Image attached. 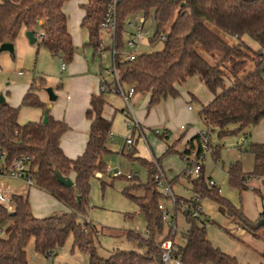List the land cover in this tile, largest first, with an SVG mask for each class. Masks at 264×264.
<instances>
[{
  "label": "trees",
  "instance_id": "16d2710c",
  "mask_svg": "<svg viewBox=\"0 0 264 264\" xmlns=\"http://www.w3.org/2000/svg\"><path fill=\"white\" fill-rule=\"evenodd\" d=\"M70 1L0 0V45L13 44L22 30L32 31L38 45L52 58L59 59L63 65L71 64L76 48L65 13V6ZM113 1L116 26L111 53L115 51L112 62L118 82L122 87L133 88L134 94L147 96V110L167 99L178 98L183 84L198 76L213 95L211 101L201 105L197 118L207 129V152L215 159L220 146L211 144L212 133L222 138L253 128L264 119V0H84L79 6L83 12L80 28L87 33L84 47L94 52H101V24ZM130 15L152 20L154 33L148 41L152 44L162 41L161 50L135 56L132 61L122 60L125 48L123 35ZM38 34L43 36L42 39H38ZM161 37L164 40H160ZM244 37L257 49L244 42ZM227 38L235 42L230 43ZM200 50L218 55L219 59L213 55L215 63L211 64L202 57ZM249 64L253 68L247 71ZM226 79L231 83L228 86ZM46 87L43 77H34L19 106L13 107L7 102L0 104V152H5L8 167L13 160L23 158L33 187L54 198L67 211L36 218L27 197L11 195V211L0 205V264H29L25 249L31 240L36 253L44 258L56 256L69 236L72 237V247L86 255L88 264H162L160 244L175 239L172 227L178 214L186 225V230L180 232L181 242H175V256L182 264H238L234 257L222 253L208 241L204 225L210 220L201 211L203 200L217 204L219 211L231 223L253 239L264 241L261 233L264 228L255 229L240 209L221 197L218 186H208L209 178L204 177L202 164L205 153L196 134L185 144L189 149L181 153L176 150L178 142L184 138L180 136L166 146L155 163L136 156L133 146L128 150L125 157L145 167L147 179L141 184L137 176L130 179L119 177L130 183L122 193L139 208L148 237L126 232V238L139 243L143 251H115L108 258H101L95 246L97 231L84 219L90 181L97 174H106L103 157L110 153L107 144L112 120L103 116L105 94L110 92L100 89L111 90L115 88V82H101L97 94L90 96L85 112L90 123L87 141L83 153L74 159L68 158L60 147V139L68 131V126L64 121L51 117L39 96ZM20 108L37 109L43 115L46 113L47 122L19 124ZM135 143L134 140L133 145ZM194 148L196 156L191 159ZM244 152L253 158L252 170L244 173L239 161L230 164L226 172L229 184L245 190L249 188L251 179H258L264 187V144L248 142ZM173 153H178L182 161L190 162L187 167L196 165L200 171L196 178L185 177L192 185L191 197L174 196L170 219L163 221L158 209L163 197L157 191L154 177L158 171L156 166L161 167L162 158ZM55 172L71 179L73 185H60ZM168 184L172 186L171 181ZM136 189L143 191L141 197L130 193ZM252 190L261 200L259 219L264 218V195L259 188Z\"/></svg>",
  "mask_w": 264,
  "mask_h": 264
},
{
  "label": "rangeland",
  "instance_id": "374dc122",
  "mask_svg": "<svg viewBox=\"0 0 264 264\" xmlns=\"http://www.w3.org/2000/svg\"><path fill=\"white\" fill-rule=\"evenodd\" d=\"M82 2L83 0H71L67 3L70 4V6L67 7L68 11H66L70 20H73L74 14H79L78 10L80 9L79 6ZM136 17L137 15H130L126 20V27L123 35L124 43L134 34L135 30L130 28L128 24L133 23L135 25L137 23ZM142 32H146L147 35H143L140 43L141 45L132 49H129L125 45L123 54L132 53L133 55L138 56L157 52L162 49V41H157L153 44L149 43L148 41V39L152 37L154 33V24L150 18L145 21L144 25H142ZM79 34L81 39L80 46H83L80 47V49H86L84 44L87 42V33L85 30L80 28V25L76 24L74 35L75 39L79 40ZM100 36L102 39V53L100 55V59L104 66L108 65L111 67L113 33L109 30H102ZM227 40L230 43L235 42L234 39L227 38ZM29 49L35 50L32 54L28 53L29 57L26 59V64L24 62L23 66H21V70L24 74L23 77L17 76L15 69L10 70V68L8 69L9 72L0 74V95H3L5 99L7 98L8 104H10V101H15L14 85L25 82L30 83V80L34 75H36V70H38H34L35 63L36 66H38V64L39 66H42L41 60L39 63L36 62L37 56L35 51L37 47L34 46V48H32L29 46ZM39 49L47 53L43 47ZM200 54L209 63H215V60L212 59V56L215 54H207L202 50H200ZM47 55L50 60L55 59L52 58L49 53ZM215 59L218 60L219 56L215 55ZM252 68L253 65L249 64L247 66V71L252 70ZM52 69L54 70L53 67ZM44 78L47 81L46 83L51 84L47 85L46 88H53L54 86H52V84H58L62 76L57 74L49 75L47 78ZM111 78L112 75L109 74L108 79ZM225 84L228 86L231 83L226 79ZM182 87L184 91L189 94H194L198 98V101L195 99L191 101L193 114L195 117H197V113L200 110L205 98L204 95H211L212 99L213 95L210 94L204 87L198 76L190 78L185 84H183ZM123 89L127 91V87L125 85L123 86ZM139 97H141L140 94H136L130 100L136 117L137 112L141 110L143 103L142 98ZM105 100L107 104L103 114L104 116L108 115L110 118H113V122L114 124H117L116 127L118 126L117 129L120 133L115 132L112 140L110 138L108 140L107 147L110 153L103 157L108 173L102 175L101 177L95 175V177L90 181L88 206L86 208L84 219L86 222H89L97 231L95 246L98 255L101 258H108L110 254L115 251H143V247L135 241L128 240L125 236V233L139 232L143 235L145 230V221L140 213L139 208L122 193V191L127 188L130 183L122 178H114L113 173L119 171L125 176L131 172L133 175L138 177L141 184H144L147 179V169L136 162H130L125 157L129 148L124 144V142L127 135H129V131L125 124L126 118L123 113H120V111L125 107L121 96L115 93H107L105 94ZM154 108L155 107L151 108L150 110ZM24 111H27V113L30 111L24 110V108L20 109L19 114L25 123L30 120V117L29 114L25 113ZM169 122L174 124L173 121ZM198 123V128H203L199 121ZM194 126L195 125H188L187 128L191 129ZM156 128L159 127L152 129ZM178 128L179 126L176 127L172 131L171 136L166 139L159 138L155 136L151 130L143 128L145 139L140 136L139 140L136 141V152L138 151L141 157H146L149 159H152L153 153L156 157H161V153L165 150L168 144L170 145L174 141H177L180 136H184V133L179 131ZM250 129L252 128L246 129L236 134L226 135L222 138H218L216 133H212L211 136L214 146H220L218 156L215 159L210 152H207L204 154L202 164L204 167V177L208 178L210 176L212 178L210 180L216 182L222 191V194L220 193L221 197L230 202V204L235 208L240 209L243 215L254 225L259 219V212H261V200L260 197L252 190V188H259L264 195V187L262 186L261 181L258 179H251L249 181V188L242 190L229 184L226 173L230 164L236 161L240 162L243 172L252 169V157L248 153L244 152V148L249 141H252L249 135L251 131H253V133L254 131H258V133L260 132L261 137L257 138L261 141L258 143L264 144V122H260L257 125V128L254 130ZM182 142L183 141L181 139L176 147V150L179 153L189 149V146H183ZM135 145H133V147H135ZM194 146L196 147V145ZM239 147H242L241 150H239ZM162 161V166L164 169L163 171L166 176H169V171L175 174L176 171L180 170L183 166V161L180 159L178 153H173L170 156L164 157L162 158ZM185 177L186 175L184 172L183 174L174 177L171 180L173 186L171 190L177 195L189 197L191 195L192 185L189 180L185 179ZM102 182L105 183L104 186L101 185ZM0 188L8 191L10 195L17 194L26 197L28 194L32 214H41L39 215L42 216L41 218L49 217L54 214H61L62 212L67 211V209L64 208L62 204L57 202L51 196H48V194L45 192L40 191L35 187H28L22 181L11 179L7 174L0 176ZM130 193L137 197H141L143 195V191L141 189L132 190ZM161 202L171 206L170 202L164 198ZM201 204L203 205L204 213L207 215L205 216L208 219L211 218L210 221L205 222L204 227L206 230L207 239L213 247L218 248L222 253L228 256L234 257L238 264H264V258L262 257V255L264 256V241L253 239L246 231L231 223L229 218L219 211L217 204L209 200H203ZM176 221L177 231L181 230L180 226L185 227V223L179 214L176 216ZM261 233L264 235V229L261 231ZM25 251L29 264H88L86 255L77 248L72 247L71 236H69L64 246L57 252L56 256L51 258H44L42 255L36 253L32 240L27 245Z\"/></svg>",
  "mask_w": 264,
  "mask_h": 264
},
{
  "label": "crops",
  "instance_id": "0c3cea01",
  "mask_svg": "<svg viewBox=\"0 0 264 264\" xmlns=\"http://www.w3.org/2000/svg\"><path fill=\"white\" fill-rule=\"evenodd\" d=\"M83 2H84V0H83ZM69 6H70V4H66L65 13H66L67 18H68V30L71 34L73 45L76 48L75 56H74L71 64L64 65V69H62L61 68L62 64L59 61V59L55 58L54 60H50L48 55H47L48 52L45 53L44 51L39 49L42 47L38 45L39 43L36 41L37 40L36 37H35L36 38L35 43L33 45H30L28 43L26 37H25V32H27V30H22L20 35L16 38L15 42L12 44L13 45V53L12 54H9L7 52H1L0 53V74H5V73L9 72L8 69L10 68V70L15 69L17 76L23 77L24 74L21 70V66H23L24 62L26 64V59L29 57L28 53L32 54L35 50V49H29V46L32 48H34V46L37 47V49L35 51L36 56H37L36 62L39 63V61L41 60L42 66H39V64H38V66H36V63H35L34 70H36V69H38V70H36V73H35L36 75H34L33 78L37 77V76H41V77L44 76L47 78V76H49V75H57V74H60L62 76V78L60 79V82L58 84H52V86H54L52 88L53 92L57 96V100L54 103L48 102L46 94L44 93V91L39 96L42 99V101L47 105V107L50 111L51 117L55 120L64 121L65 124L68 126V131L60 139V147H61L63 153L68 158L74 159L83 153V150L85 148V144L87 141V135H88L90 123L85 118V112L88 109L90 96L92 94H97L101 81H104V82L110 84L112 82V78L108 79V75H109L108 71L110 69V66H108V65L104 66L102 64L101 59H100V57H101L100 55L102 52H94L93 50H91L89 48L88 49L87 48L86 49H83V48L80 49V47H83V46H80V42H81L80 34H79V40L75 39L74 35H75V30H76V24L80 25L83 12L81 11V9H79L78 10L79 14H74L73 20L72 19L70 20L68 14L66 12V11H68L67 7H69ZM242 40L244 42H246L247 44H249L253 49H255V50L257 49V46L255 44L251 43L245 37L242 38ZM52 67L54 68V70L52 69ZM32 79L30 80V83H31ZM45 81H46V79H45ZM30 83L25 82L22 84L14 85L15 101L9 102L11 106H13V107L19 106L21 98L24 95V93L26 92ZM47 85H51V84L47 83ZM179 91H180V93H179L178 98L167 99V100L163 101L161 104H159L158 106H156L152 110H146L148 97L144 96V95H140L141 97H139V98H142V100H143L142 101L143 102L142 107H141V110L137 112V117L134 113V117L136 118V120H137L139 126L142 128V130H143V128H145V129L151 130L153 132L154 129H152V128L159 127L156 129L167 130L169 133V137L171 136L172 131L176 127L179 126V128H178L179 131H181L182 133H185L184 138L182 139V141H183L182 145L184 146L186 144V142L190 138L195 136L197 134L198 130L201 129L202 127L198 128L199 127V123L197 120L198 118L195 117V115L193 114V108L191 106L192 97H194V99L196 101H198V98L194 94H189L186 91H184L183 87L180 88ZM134 95H136V94H134ZM204 97L205 98L203 100L202 105H205L209 101L212 100L211 95L210 96L204 95ZM3 98H4V101L7 102V98L5 99L4 96H3ZM106 104H107V102H106ZM106 104L104 106L103 113H104V110L106 108ZM188 107H191V110H188ZM24 110L30 111L29 113H27V111H24L25 113L29 114V117H30V120L27 122H38V121H41L43 119V114L40 110L31 109V108H24ZM122 110H124V109H122ZM19 112H20V110H19ZM24 112H23V114H24ZM133 112H134V109H133ZM120 113H122V112H120ZM103 116H104V114H103ZM104 117L106 119H112L111 134H112V138H113L115 132L120 133L117 129L118 126L116 127L117 124H114L113 118H110V116L106 115ZM21 119H22V117L20 116V114H18V123L19 124L27 123V122L24 123V120L23 119L21 120ZM169 121H173L174 124H171ZM262 122H264V119L261 121V123ZM188 125H190V126L195 125V126L192 127L191 129H188L187 128ZM182 126L185 127V130H180V128ZM255 128H257V126L253 127L250 130H254ZM143 135H144V133H143ZM249 135H250V139L252 140L249 142L258 143L259 141H261L257 138V137H261L260 132L258 133V131H254V133H253V131H251L249 133ZM134 140L138 141L139 139L135 138ZM211 144L214 146V144L212 142V136H211ZM261 144H263V143H261ZM135 148H136V145H135ZM241 148L242 147H239V150H241ZM194 149H196V148H194ZM136 150H137V148H136ZM136 156L141 157L139 155L138 151H137ZM141 158L146 159V160H151V159L146 158V157H141ZM153 158L157 159L158 157H156L153 153L152 159ZM191 159H192V157H191ZM252 162H253V158H252ZM162 164H163V161H161V164H160L161 168L163 169ZM186 167H187L186 162L183 161V166L180 170H177L175 174H173L172 172L169 171V176H166V174H165V176L167 177L168 181H171L174 177H176L180 174H183ZM252 167H253V164H252ZM251 170L244 171V173H249V172H251ZM129 173H131V172H129ZM208 178H209V180L212 179L210 176ZM214 183L216 186H218L216 184V182H214ZM174 185H180V184H174ZM170 188L172 189L173 186H171ZM172 193L174 196L180 197V198L188 199L191 197V195L189 197L177 195L173 191H172ZM220 193L222 194L221 189H220ZM26 197L29 201L28 194L26 195ZM164 206L169 210L172 209V207L168 206V204H166V203H164ZM200 208H201V211L204 213L203 205L201 203H200ZM204 214L206 215V213H204ZM259 214H260V212H259ZM39 215H41V214L34 215V216L36 218L37 217L41 218L42 216H39ZM182 220H183V218H182ZM175 221H176V219H175ZM176 226H177V221H176ZM180 228H181V230L177 231V234L175 236L178 239L177 238L174 239L176 243L181 242L180 232L186 230V225H185V227L180 226Z\"/></svg>",
  "mask_w": 264,
  "mask_h": 264
},
{
  "label": "built area",
  "instance_id": "2783aa9c",
  "mask_svg": "<svg viewBox=\"0 0 264 264\" xmlns=\"http://www.w3.org/2000/svg\"><path fill=\"white\" fill-rule=\"evenodd\" d=\"M114 5H115V1H113L112 5L108 8V11L106 13L105 19L101 24V29L102 30H109L112 33H114L115 30V26H116V20H115V12H114ZM137 23L134 25L133 23H129L128 26L130 28H133L134 34L132 37L128 38L127 41L125 42V45L129 48H137L138 46H140L141 44V40L143 35H147V33L142 32V25L145 24V21L143 17L137 15ZM38 39H42V35L38 34ZM160 40H164V37H161ZM115 51L113 50L111 55H114ZM135 55H133L132 53H125L122 55V60L123 61H132L134 60ZM62 69H64V65L62 64ZM109 74L112 75V82H115V88L109 90L105 87H101V91L105 92H111V93H115L121 96L123 102H124V110L123 113L125 115L126 118V127L129 131V135H127V137L125 138V142L124 144L129 148L133 146L134 144V139L136 137H143V139H145L144 135H143V130L141 129V127L139 126L136 118L134 117V112H133V108L130 104V100L132 98V96L134 95V90L133 88H127V91H125L123 89L122 86H120L119 82H118V77H117V73L115 71L114 68V64L112 62V65L109 69ZM20 74V73H19ZM104 82V81H101ZM188 110H191V107H188ZM180 130H185V127L182 126L180 128ZM153 133L155 136L157 137H166L169 136V133L167 130L165 129H154ZM206 134H207V129H205L204 127L199 129L197 132V135L199 136L200 140H201V149L203 151V153H206L208 150L206 148ZM109 138L112 140V134L110 133ZM138 138V139H139ZM196 152L197 150L195 149L194 151H192L191 153V157L193 159L194 156H196ZM6 155L5 152H0V176H4L5 174L8 175L9 178L14 179V180H19L22 181L26 186L28 187H33V181L30 177V174L27 172V166H26V162L23 158H18L13 160V163L11 166H7L6 165V159H5ZM151 161H154L155 163V159H151ZM190 164V162H186V165L188 166ZM192 165V164H191ZM189 166L186 167L185 169V175L189 176V177H193L196 178L199 175V171L200 168L199 166ZM158 171L157 174L154 177V181L156 184V188L158 193L166 200H168L171 204V207L174 206L175 203V197L171 191V188L168 184V179L165 176V173L163 171V169L159 166H156ZM105 173H108V170L106 169ZM98 177H101V174H97ZM135 175L129 173L127 175H122L119 171L114 172L113 173V177L114 178H119V177H125L127 179H130L132 177H134ZM207 184L210 188H212L215 183L211 180L207 181ZM252 188V187H250ZM219 193H220V189H219ZM0 205L6 207V209L8 211H11V195L8 193V191L0 188ZM158 209L161 213V219L163 221H168L170 219V215H171V210L167 209L164 206V203H160L158 205ZM176 219V217H175ZM174 219V220H175ZM177 234V226H176V221L172 227V235L176 236ZM144 238L148 237V234L146 232H144L143 234ZM175 251H176V246H175V240H166L163 241L160 244V261L162 264H182L180 258H178L177 256H175Z\"/></svg>",
  "mask_w": 264,
  "mask_h": 264
},
{
  "label": "water",
  "instance_id": "95a60500",
  "mask_svg": "<svg viewBox=\"0 0 264 264\" xmlns=\"http://www.w3.org/2000/svg\"><path fill=\"white\" fill-rule=\"evenodd\" d=\"M25 37L30 45L35 43V34L32 31L25 32ZM7 52L9 54L13 53V45L9 43L1 44L0 45V53ZM44 93L46 94L47 100L49 103H54L57 100V96L54 94L53 89L48 87L44 89ZM4 98L0 95V104L4 103ZM47 122V115L44 113L42 123ZM55 177L58 183L64 187H70L73 185V182L69 178H65L61 176L58 172H55ZM255 229L264 228V218L258 219L256 223L253 225Z\"/></svg>",
  "mask_w": 264,
  "mask_h": 264
}]
</instances>
